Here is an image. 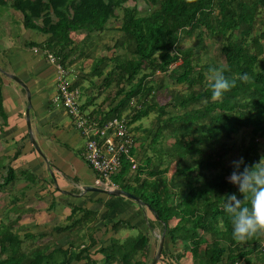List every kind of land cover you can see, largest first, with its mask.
Segmentation results:
<instances>
[{
  "label": "trees",
  "instance_id": "16d2710c",
  "mask_svg": "<svg viewBox=\"0 0 264 264\" xmlns=\"http://www.w3.org/2000/svg\"><path fill=\"white\" fill-rule=\"evenodd\" d=\"M127 2L0 0V17L10 8L20 13L25 28L47 35L44 41L29 42V45L55 55L64 67L75 54L92 55L85 51L87 38L74 44V32L84 30L88 36L117 32L112 54L94 56L90 72L81 71L71 83V86L81 87L85 79L101 77L98 95L110 85H116L113 95L116 98L108 103V109L105 111L100 102L90 112L101 124L126 113L132 125L155 112L151 126L136 127L143 132L137 145L143 154L141 161L133 170L131 161L123 158L114 181L149 208L154 217L153 221L147 219L149 230L157 223L165 238L173 244L181 243V252L174 253L172 258L179 260L187 251L196 264H233L240 259L252 264L253 258H264V237L243 244L232 239L231 224L224 212V197L230 193L240 199L243 197L236 186L228 183L232 166L228 170L223 165L229 150L227 141L242 128L249 129L251 139L242 152L246 164L258 163V157L264 155V149L260 151L255 142L256 138L264 139V45L261 42L264 0H193L191 4L186 0H145L152 8L144 14ZM260 27H263L261 34ZM195 31L200 42L206 32L207 37L219 39L224 65L200 64L199 54L188 48L179 49L181 38ZM211 67L223 68L227 78H236V87L215 102L211 100L205 75ZM171 69L177 83L185 84L186 88L171 91L169 100L158 104L152 95L157 87L163 86V77L158 73L166 74ZM244 74L249 76L247 83L238 78ZM90 82L92 84L93 80ZM96 98L97 94L91 95L81 109ZM0 113L5 118L1 103ZM165 138L174 139L172 148L156 146ZM148 149L155 153L154 158L146 155ZM172 163L176 166L174 176H183L184 194L172 189L173 182L166 176L167 167ZM2 168L5 165L0 164ZM17 175L27 178L31 185L37 183V178L27 170L15 171L7 166L0 191L12 185ZM78 213L81 215L75 218ZM95 217V212L74 206L67 217L74 219L67 226L71 235L69 246L52 250L49 243H36L37 238L42 239L47 232H39L37 236L28 231L18 233L13 226L18 224L19 217L0 222V264H70L73 260H84L81 264H150L142 259L146 257L148 237L141 230L124 238L112 236L108 245L99 248L103 255L101 261L93 259L88 251L97 241L94 230L88 226L80 233L78 227ZM172 219L177 221L169 226ZM120 228L135 226L119 218L113 222L112 229L117 233ZM201 231L205 235L200 234ZM84 237L88 238V243L81 247L75 240ZM27 239L31 241L23 249L22 244ZM161 254H165L164 249Z\"/></svg>",
  "mask_w": 264,
  "mask_h": 264
},
{
  "label": "crops",
  "instance_id": "0c3cea01",
  "mask_svg": "<svg viewBox=\"0 0 264 264\" xmlns=\"http://www.w3.org/2000/svg\"><path fill=\"white\" fill-rule=\"evenodd\" d=\"M10 9L5 12L6 14L10 11L9 14L1 16L4 24L0 30V103L2 112L6 114L5 118L0 115V164L5 165L0 171L3 173L4 170L6 173L7 166L15 171L27 170L37 178V183L31 185L27 178L17 175L12 185L0 191L5 213L10 212L13 215L10 219L13 220L19 217L17 225L22 227V224H25L23 226L28 232L42 227L36 229V232H47V235L52 236L49 239V250H52L69 246L71 235L67 226L74 219L69 220L67 217L71 214L72 208L79 206L91 210L96 213L95 219L91 221L93 223H83L78 228L83 233L88 226L95 227L94 236L99 235L95 237L97 241L88 251L93 259L101 261L103 255L99 248L108 245L112 236L124 238L134 234L133 229L141 228V232L148 237L146 257L142 259L148 262L152 241L157 239V236L161 238L164 231L157 223L154 224V229H148L147 219L153 221L154 217L146 205L140 206L139 209L135 205L136 200L127 196L85 189L86 186H94L95 177L94 172L83 160L85 140L62 103L56 100L55 64L48 61L46 55L36 45H29V42L44 41L47 35L35 29H29L34 31L32 33L26 31L20 13ZM12 20L17 21L21 32H13ZM36 22L39 23L38 20ZM81 32L85 31L79 30L72 34L74 44L86 38L84 36L76 40L75 34ZM88 41L90 40L86 41L87 45ZM33 48H37L38 51L35 52ZM76 56L78 55L72 56L70 63H66L65 67L71 83L81 72L78 68L80 66L73 64ZM12 76H16L27 87L29 100L25 88ZM85 85L88 86L87 83ZM81 87H77L80 92ZM90 96L91 94L81 93V106L89 101ZM99 103L95 100L83 110L91 112L94 105L98 106ZM28 107L31 128L28 127L26 120ZM31 138L39 146L41 154L35 149ZM16 152L18 154L14 156ZM13 199H16L15 203L12 202ZM80 215L81 213H78L75 218ZM119 218L128 221L135 228H120L115 233L112 224ZM176 221L172 219L169 226L175 225ZM76 231L77 227L74 228V232ZM60 237L64 239L61 240ZM79 243L81 247L84 245V242ZM174 245L177 246V242L173 244L164 237L165 254L162 255L166 256L165 262L171 261L175 264L178 261L185 264L183 259L187 253L179 260L171 257L176 253L170 250ZM167 256L171 257L169 261ZM83 261L73 260L70 264H81ZM160 261L161 264L164 263L163 260Z\"/></svg>",
  "mask_w": 264,
  "mask_h": 264
},
{
  "label": "rangeland",
  "instance_id": "374dc122",
  "mask_svg": "<svg viewBox=\"0 0 264 264\" xmlns=\"http://www.w3.org/2000/svg\"><path fill=\"white\" fill-rule=\"evenodd\" d=\"M10 2H7V4H9ZM127 5L130 6H135L137 8V10H139L140 14H144L146 12H148L149 7L145 0H128ZM11 10V9H10ZM6 12V11H5ZM5 12L2 14L4 15ZM10 11H8L4 16H6L7 14H9ZM216 12V11H215ZM15 20H12V25L11 28L13 30V32H21L20 27H18L19 25L17 24V22ZM4 24V22L2 21L1 17H0V30H2V25ZM262 29L263 27H260V34L262 33ZM26 31L28 32H34L31 31L29 29H27ZM205 33V31H204ZM236 33H239V31H236ZM30 35V34H28ZM35 35L37 36L38 34L35 33ZM34 35V36H35ZM118 35L117 32H113V31H105L104 33H93L90 34V36L87 35V33L85 32H81V33H77L75 34V38L76 40L81 39L82 37L86 36V40H90L88 41V45L85 44V51L88 53H91L92 55L89 57H81L78 55V57L76 56L75 59H73V64L76 65L80 71H82L83 73H89L90 69H91V63H92V58L94 56H103V55H111L112 52L114 51V49L112 48V44L114 42L115 37ZM88 36V37H87ZM203 41L200 42L197 38L196 35V31L193 33V35H190L188 37H182L179 43V49H191L192 52L199 54V56L201 57V61L200 64H204V63H209V64H218V65H222L224 63V57L222 55V53L220 52V41L217 37H207V32L206 35L204 34L203 37ZM261 42L264 45V36L261 37ZM110 47V49L108 48ZM117 52H122L121 49H117ZM180 63V61L177 62V65ZM111 65V64H110ZM224 65V64H223ZM74 69V66H72ZM109 69V68H108ZM174 71L173 69H171L168 73L163 74V73H158L159 77H163V86H159L155 89L154 93L152 94L155 98V100L157 101L158 104H164L169 100V95L171 91H175V90H185V84H181V83H177V81L175 80L174 77ZM76 78V77H75ZM90 79L93 80V83L91 84ZM102 78L95 76V77H91V78H87L84 80L83 85H85V83L88 84V86H86V88L84 89V87H81V93L82 95L84 94H97V98L96 101L97 102H101L100 104L103 106V109L106 111L109 107V102H111L112 100H114V98H116L115 96H113L115 94V91L117 89L115 84L110 85L105 91H103L102 94L98 95V90L100 89V83H101ZM159 80V79H158ZM156 80L158 82L157 85H159V81ZM161 82V81H160ZM95 83V84H94ZM89 92V93H88ZM48 93V92H47ZM109 95V96H107ZM113 96V97H112ZM111 97V98H110ZM120 98V97H118ZM117 100V99H116ZM133 103H135V101H133ZM97 106V105H96ZM96 106L94 105V109L96 108ZM83 110V109H82ZM126 114V113H124ZM92 116V115H91ZM155 121V112L152 111L148 116L143 117L142 119H140L139 121H136L135 123L132 124V133L133 136L135 138V141H137V145L138 142H140V137L142 136V131L141 130H137L136 127L139 125L142 127H149L152 125V123ZM250 132L249 129L247 128H242L240 129L237 133L233 134V136L227 141V148L229 149L228 152L225 154L224 156V162L223 165L230 170L231 166H232V161L233 160H237L240 157H242V152H243V148L245 146H247V144L250 142ZM255 142L257 143V147L260 151H262L264 149V139L263 138H256ZM159 144V143H158ZM174 145V139L172 138H165L161 144L156 145L157 147H168V148H172ZM137 149H135V161H136V165L141 161V158L143 156L142 151L138 149V147H136ZM146 155L151 156L152 158L155 157V153L151 151V149H148L146 151ZM145 156V155H144ZM261 156H264L263 154H261L258 157V162L261 158ZM136 168H133V170ZM168 171L166 173L167 178H171L172 182L171 183V188L174 190H177L179 193L184 194L185 193V189H184V180H183V176H174L175 174V170H176V166L174 163L168 165L167 167ZM218 169H212V171H215ZM5 171L3 170L0 171V182L2 181V177L5 176ZM32 175V174H31ZM230 174H228L229 177ZM33 176V175H32ZM173 177V178H172ZM136 202V203H135ZM134 203L136 206H138L139 209L140 206L143 207V203L136 200ZM6 210L5 208L2 206V200L0 199V222H4L7 220H13L10 219L11 217H13V215H11V213H5ZM110 219V218H109ZM93 223V222H91ZM22 224V228H20L19 226H17L16 224H14L13 226V230L17 231L18 233H23L24 231H26V227H24ZM99 225V224H98ZM102 226V223L101 225ZM45 227V226H44ZM39 228L42 227H37L36 229L38 230ZM92 228V227H91ZM33 229V228H31ZM36 229L34 228V230L31 232L34 235L38 234L39 232H36ZM93 230L95 229V227L92 228ZM134 230V234H137L141 228H135ZM95 232V230L93 231ZM81 233V231H80ZM131 233V232H130ZM69 234V233H68ZM200 234L205 235V233L203 234L202 231L200 232ZM53 235H55L53 233ZM70 235V234H69ZM132 235V234H131ZM37 236V235H36ZM99 235H95L94 237H98ZM207 236V235H206ZM52 236L46 235L45 237H43L42 239L39 240V238H37L36 243L38 244H42L43 242L49 243V239H51ZM156 238V237H155ZM61 240H63L64 238H59ZM84 241V243H88V238L84 237L83 239H76V243ZM31 240L27 239L23 242L22 247L23 249L26 248L27 245H29ZM43 241V242H42ZM160 241V236H157V239H154L152 241V250L150 251V254L147 257V261H152V259L154 258V256L156 255L157 249H158V244ZM50 245V243H49ZM32 246V245H31ZM35 246V245H34ZM171 252H181L182 250V245L181 243L178 241L177 242V246H171L170 247ZM187 253L185 258L183 259V262L185 264H196V261L193 259L192 254L187 251L185 252ZM162 254L160 255L158 261L156 264H161L160 260H163V262L165 263L166 259L164 260L163 256L162 258ZM168 257V256H167ZM171 257H168V261ZM163 263V264H164ZM79 264V263H77ZM224 264V263H223ZM230 264V263H229ZM233 264H246L244 259H240L237 260L236 262H234ZM252 264H264V258H253Z\"/></svg>",
  "mask_w": 264,
  "mask_h": 264
},
{
  "label": "built area",
  "instance_id": "2783aa9c",
  "mask_svg": "<svg viewBox=\"0 0 264 264\" xmlns=\"http://www.w3.org/2000/svg\"><path fill=\"white\" fill-rule=\"evenodd\" d=\"M35 52L37 48H33ZM48 61L56 66V100L60 101L70 115L74 126L85 140L83 160L94 172V186L105 191L118 189L113 177L122 167V159L130 160L136 167L133 150L137 143L131 131L132 125L126 114L116 116L101 124L98 119L81 109V92L71 86L67 69L58 58L44 52Z\"/></svg>",
  "mask_w": 264,
  "mask_h": 264
},
{
  "label": "clouds",
  "instance_id": "9594fccd",
  "mask_svg": "<svg viewBox=\"0 0 264 264\" xmlns=\"http://www.w3.org/2000/svg\"><path fill=\"white\" fill-rule=\"evenodd\" d=\"M192 2L186 0L188 4ZM205 75L214 102L236 87V78H227L223 68L211 67ZM238 78L245 83L249 81L247 74ZM232 168L228 183L237 187L243 199L235 193L226 194L224 212L231 224L232 239L243 244L253 238L264 237V156L252 165L246 164L244 158L240 157L232 161Z\"/></svg>",
  "mask_w": 264,
  "mask_h": 264
},
{
  "label": "water",
  "instance_id": "95a60500",
  "mask_svg": "<svg viewBox=\"0 0 264 264\" xmlns=\"http://www.w3.org/2000/svg\"><path fill=\"white\" fill-rule=\"evenodd\" d=\"M12 78L14 80H16L17 82H19L20 84H22V86L25 88V90L27 92V96H28V100H29V93H28L27 87L23 83H21V81L16 76H12ZM26 120H27L28 127L31 128V126H30V118H29V107L26 109ZM31 141H32L35 149L41 154V150H40L39 146L37 145V143L32 138H31ZM85 189L94 190V191H105V190H103L101 188H98V187H95V186H86ZM105 192H108V193L113 194V195H124V196H127V197L131 198V199L139 200L137 196H135L132 193L127 192L126 190L121 189V188H118V189H115V190H112V191L108 190V191H105ZM163 246H164V234L160 238L156 255H155L154 259L152 260V262L150 264H156V262L158 261V259L160 257V254H161V251L163 249Z\"/></svg>",
  "mask_w": 264,
  "mask_h": 264
}]
</instances>
